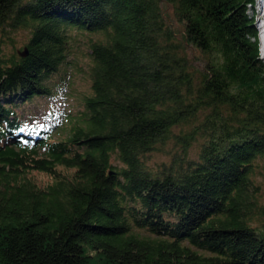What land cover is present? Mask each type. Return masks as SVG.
Wrapping results in <instances>:
<instances>
[{"label": "trees", "instance_id": "trees-1", "mask_svg": "<svg viewBox=\"0 0 264 264\" xmlns=\"http://www.w3.org/2000/svg\"><path fill=\"white\" fill-rule=\"evenodd\" d=\"M255 2L0 0V264H264ZM72 69L79 111L27 125Z\"/></svg>", "mask_w": 264, "mask_h": 264}, {"label": "rangeland", "instance_id": "rangeland-1", "mask_svg": "<svg viewBox=\"0 0 264 264\" xmlns=\"http://www.w3.org/2000/svg\"><path fill=\"white\" fill-rule=\"evenodd\" d=\"M254 11L256 13L255 26L258 31V37H261V35L263 34L264 38V16H262L263 13L261 14V16H259L257 13V8L255 7L253 10L250 11V13L252 14ZM166 15L168 16L169 22L172 24L173 29L177 32L178 36L182 38L183 26L175 20L171 7L167 8ZM259 20H261L260 23ZM259 26L260 31L262 30L261 33L259 31ZM97 38L99 39V36H92L93 40ZM76 39L79 43L78 46L75 47V52L77 53V55L75 57H71L70 60L75 65H78L83 70H86L87 63H89V60L85 55L88 52L87 42H89V38L77 37ZM259 41L261 59L264 62V47L261 44L260 38ZM187 55L191 59L193 65L197 67H202V63L198 60L201 57L197 51H195L191 47H188ZM53 89L55 92L53 96H50L48 98H37L32 102L27 103L21 109H19L21 110L24 121L27 123V125H40L46 126L47 128L53 125H57L60 122L61 116H63L64 118V116L67 115V113H69L70 111H73L74 113L78 112L81 107L80 100L82 99V96L84 94L88 95L91 93V91H89L88 80L85 79L83 74L75 73V70L73 69L69 75V79L64 82L63 85L59 87H54ZM171 148L172 151L175 149L174 142L169 145V149ZM199 151V144L193 145L191 156L196 157ZM153 158L154 163L169 162L167 153H164V150L158 152ZM258 181L263 185L262 191L264 195V170L262 171V176L258 178ZM257 231L259 234H261L262 237H264V229H258Z\"/></svg>", "mask_w": 264, "mask_h": 264}, {"label": "water", "instance_id": "water-1", "mask_svg": "<svg viewBox=\"0 0 264 264\" xmlns=\"http://www.w3.org/2000/svg\"><path fill=\"white\" fill-rule=\"evenodd\" d=\"M28 54H29V52H28L27 50H25L24 52H20V55H21L22 57H27Z\"/></svg>", "mask_w": 264, "mask_h": 264}, {"label": "bare ground", "instance_id": "bare-ground-1", "mask_svg": "<svg viewBox=\"0 0 264 264\" xmlns=\"http://www.w3.org/2000/svg\"><path fill=\"white\" fill-rule=\"evenodd\" d=\"M262 14V13H261ZM262 16H264L263 14H262ZM259 30H260V26H259ZM262 31V30H261Z\"/></svg>", "mask_w": 264, "mask_h": 264}]
</instances>
